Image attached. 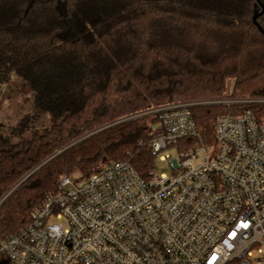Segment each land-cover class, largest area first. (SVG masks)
<instances>
[{
    "label": "trees",
    "instance_id": "16d2710c",
    "mask_svg": "<svg viewBox=\"0 0 264 264\" xmlns=\"http://www.w3.org/2000/svg\"><path fill=\"white\" fill-rule=\"evenodd\" d=\"M264 0H0V102L19 80L30 110L0 129V244L25 229L60 191L126 161L147 178L158 156L149 115L194 102L199 136L214 143L218 119L264 103ZM264 30V13L257 18ZM229 85L231 93H229ZM0 264H12L3 256Z\"/></svg>",
    "mask_w": 264,
    "mask_h": 264
},
{
    "label": "built area",
    "instance_id": "2783aa9c",
    "mask_svg": "<svg viewBox=\"0 0 264 264\" xmlns=\"http://www.w3.org/2000/svg\"><path fill=\"white\" fill-rule=\"evenodd\" d=\"M227 104L264 103L231 98ZM194 102L149 115L157 155L172 173L143 177L126 161L88 177L63 176L32 222L0 244L12 264H264V118L249 107L221 116L214 143L180 151L199 136ZM57 219L59 223L50 222Z\"/></svg>",
    "mask_w": 264,
    "mask_h": 264
},
{
    "label": "rangeland",
    "instance_id": "374dc122",
    "mask_svg": "<svg viewBox=\"0 0 264 264\" xmlns=\"http://www.w3.org/2000/svg\"><path fill=\"white\" fill-rule=\"evenodd\" d=\"M229 93H231V86L229 85ZM32 104V93L24 86L22 82L15 79L5 91L0 102V129L7 130L10 126L15 125L17 121L23 116L28 110H30ZM170 156L171 158L179 157L178 149L171 147L164 150L155 160V170L158 174L171 175L172 169L168 161L161 160V156ZM50 222L59 223L57 219H51Z\"/></svg>",
    "mask_w": 264,
    "mask_h": 264
},
{
    "label": "water",
    "instance_id": "95a60500",
    "mask_svg": "<svg viewBox=\"0 0 264 264\" xmlns=\"http://www.w3.org/2000/svg\"><path fill=\"white\" fill-rule=\"evenodd\" d=\"M261 8H262L261 12H257V13L254 15V17H253V21H254V23L258 26L259 30L264 34V30H263V29L261 28V26L257 23V18H258L261 14L264 13V5H263V4H261Z\"/></svg>",
    "mask_w": 264,
    "mask_h": 264
}]
</instances>
